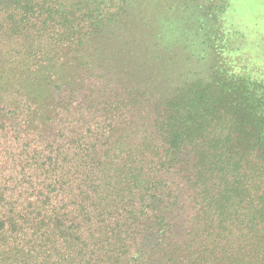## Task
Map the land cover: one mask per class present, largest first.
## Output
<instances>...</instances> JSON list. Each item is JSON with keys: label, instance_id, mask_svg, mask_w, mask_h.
<instances>
[{"label": "rangeland", "instance_id": "1", "mask_svg": "<svg viewBox=\"0 0 264 264\" xmlns=\"http://www.w3.org/2000/svg\"><path fill=\"white\" fill-rule=\"evenodd\" d=\"M41 6L39 22L21 26L0 7V105L39 94L42 148L57 158L62 181L51 205L12 233L21 239L15 264H229L193 215L205 132L187 126L209 121L219 75L264 79V0ZM205 85L210 93L199 94ZM25 107L6 121L19 141L33 133L16 125L26 120ZM169 134L181 135L178 148H170ZM166 149L176 151L174 161L161 167ZM23 173V185L4 194V201L19 197L21 208L36 171Z\"/></svg>", "mask_w": 264, "mask_h": 264}, {"label": "trees", "instance_id": "2", "mask_svg": "<svg viewBox=\"0 0 264 264\" xmlns=\"http://www.w3.org/2000/svg\"><path fill=\"white\" fill-rule=\"evenodd\" d=\"M41 3L39 0H0V7L7 15V22L21 26L39 22L44 9ZM165 33V29L159 31L163 38ZM213 76L216 78L215 74ZM225 76L223 73L213 81L214 101L208 104L206 113L209 121L187 126L188 131L205 132L196 155L201 165L192 176L195 188H200L199 207L193 215L198 213L197 222L205 227L206 237L214 234L212 245L216 246L213 251L222 261L264 264V79L243 74ZM34 81L37 88V85L45 84ZM12 85L22 87L18 79ZM202 92L210 93L208 86L199 94ZM23 94V102L15 101L11 103L12 107L0 105V239L3 248L0 257L6 264L18 263L20 252L17 247L21 239L12 235L20 229L18 223H22L27 215H39L50 206L62 184L56 167L57 158L42 148L40 134L45 132V124L39 128L41 119L36 110L41 103L39 94L35 91ZM22 106H26L27 118L21 125V117L16 125L25 133L27 126H31L33 133L31 137L24 135L25 138L19 141L13 135L19 131H12V123L6 121L9 115L20 117ZM180 137L179 134L168 135L171 149L178 148L183 141ZM167 150L160 160L161 167L164 162L169 167L174 161L171 157L176 151ZM30 166L36 173L28 174L30 192L25 200H30L26 207H20L19 197L4 201V194L11 184L23 185V171L28 172ZM215 221L216 226L213 225Z\"/></svg>", "mask_w": 264, "mask_h": 264}]
</instances>
